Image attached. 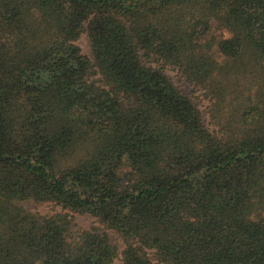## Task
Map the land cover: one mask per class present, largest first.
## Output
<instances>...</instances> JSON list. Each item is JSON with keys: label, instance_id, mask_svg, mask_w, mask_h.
I'll return each mask as SVG.
<instances>
[{"label": "trees", "instance_id": "16d2710c", "mask_svg": "<svg viewBox=\"0 0 264 264\" xmlns=\"http://www.w3.org/2000/svg\"><path fill=\"white\" fill-rule=\"evenodd\" d=\"M119 255L264 264V0H0V264Z\"/></svg>", "mask_w": 264, "mask_h": 264}, {"label": "rangeland", "instance_id": "374dc122", "mask_svg": "<svg viewBox=\"0 0 264 264\" xmlns=\"http://www.w3.org/2000/svg\"><path fill=\"white\" fill-rule=\"evenodd\" d=\"M75 43L80 47L83 54L92 58V49L90 42L85 33L81 34ZM166 73L172 79L175 85L179 87V89L186 95H188L193 102L198 106L203 114V121L206 126L212 128L209 124V119L207 115V108L209 105L208 99L203 95L202 90L187 81V79L180 74V72L172 67L167 66L165 68ZM25 207L33 212H40V213H53L59 211L60 207L54 206L52 204H34L30 202H26ZM94 223V218L88 214H73V228H89ZM109 236L111 241L116 244L118 247L119 252L122 251L124 247V243L119 235H117L113 231H109ZM111 264H122L121 256L119 255L117 258L113 260Z\"/></svg>", "mask_w": 264, "mask_h": 264}]
</instances>
